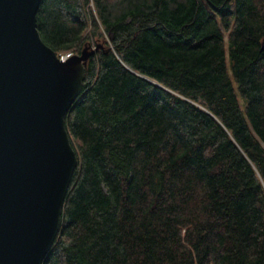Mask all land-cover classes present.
<instances>
[{"label": "trees", "instance_id": "obj_1", "mask_svg": "<svg viewBox=\"0 0 264 264\" xmlns=\"http://www.w3.org/2000/svg\"><path fill=\"white\" fill-rule=\"evenodd\" d=\"M37 26L103 44L42 264H264V0H42Z\"/></svg>", "mask_w": 264, "mask_h": 264}, {"label": "water", "instance_id": "obj_2", "mask_svg": "<svg viewBox=\"0 0 264 264\" xmlns=\"http://www.w3.org/2000/svg\"><path fill=\"white\" fill-rule=\"evenodd\" d=\"M41 1L0 0V264H42L60 230L78 163L65 115L103 48L62 59L38 29Z\"/></svg>", "mask_w": 264, "mask_h": 264}, {"label": "built area", "instance_id": "obj_3", "mask_svg": "<svg viewBox=\"0 0 264 264\" xmlns=\"http://www.w3.org/2000/svg\"><path fill=\"white\" fill-rule=\"evenodd\" d=\"M72 54H73L72 51H67V52H64V53L59 54V56H60L62 59H66L67 57L71 56Z\"/></svg>", "mask_w": 264, "mask_h": 264}, {"label": "rangeland", "instance_id": "obj_4", "mask_svg": "<svg viewBox=\"0 0 264 264\" xmlns=\"http://www.w3.org/2000/svg\"><path fill=\"white\" fill-rule=\"evenodd\" d=\"M90 41H91L93 44H95V42H96L95 40H90Z\"/></svg>", "mask_w": 264, "mask_h": 264}]
</instances>
